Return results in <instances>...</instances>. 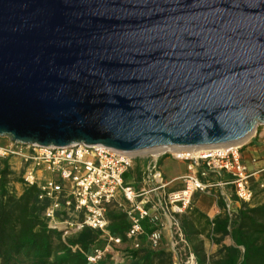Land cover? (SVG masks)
I'll return each instance as SVG.
<instances>
[{
  "label": "water",
  "instance_id": "1",
  "mask_svg": "<svg viewBox=\"0 0 264 264\" xmlns=\"http://www.w3.org/2000/svg\"><path fill=\"white\" fill-rule=\"evenodd\" d=\"M264 125V0H0V137L140 153Z\"/></svg>",
  "mask_w": 264,
  "mask_h": 264
},
{
  "label": "built area",
  "instance_id": "2",
  "mask_svg": "<svg viewBox=\"0 0 264 264\" xmlns=\"http://www.w3.org/2000/svg\"><path fill=\"white\" fill-rule=\"evenodd\" d=\"M253 135L264 144V125L258 126ZM243 147L244 143L195 154L166 151L157 156H141L104 145L39 147L0 137V171L2 160L19 162L18 166L9 164L11 170L19 172L23 188L38 189V199L45 204L43 218L49 229L60 233L65 243L85 229L100 232L105 246L95 247L86 255L91 264H96L124 243L130 249L141 248L143 236L147 247L158 251L166 229L175 230L180 241L188 244L180 217L192 208L198 192H208L218 186L205 181L210 175H227L229 179L224 184L233 186L237 201L250 204L255 197L253 180L261 171L249 170L242 159ZM170 155L186 163L187 174L180 178L181 186L177 189H170L173 182L166 181L160 171L159 160ZM140 158L146 161L144 186L137 188L125 176ZM259 188L264 189L263 181H259ZM116 203L129 223L126 242L108 231V212ZM226 209L233 213L230 205ZM147 221L153 228L149 234L144 229ZM69 247L82 252L79 246ZM186 264H196L193 253Z\"/></svg>",
  "mask_w": 264,
  "mask_h": 264
},
{
  "label": "trees",
  "instance_id": "3",
  "mask_svg": "<svg viewBox=\"0 0 264 264\" xmlns=\"http://www.w3.org/2000/svg\"><path fill=\"white\" fill-rule=\"evenodd\" d=\"M0 171V264H91L86 255L95 247L103 248L101 233L85 229L65 243L59 232L48 228L43 218L45 204L38 199L36 187L15 191L13 182L21 181L7 160H2ZM129 174L125 176L127 181ZM224 206V204L222 203ZM111 235L124 242L129 223L123 212H108ZM182 232L191 246L196 264H264V202L251 206L243 204L236 212L226 211L210 221L194 208L180 220ZM146 234L153 228L144 223ZM208 232V233H206ZM206 234L217 246V253L208 257L202 242L196 241ZM229 239L231 244H226ZM142 247L130 249L131 264H172V256L166 250L153 251L142 237ZM69 246H79L73 251ZM96 264H112L111 256Z\"/></svg>",
  "mask_w": 264,
  "mask_h": 264
},
{
  "label": "crops",
  "instance_id": "4",
  "mask_svg": "<svg viewBox=\"0 0 264 264\" xmlns=\"http://www.w3.org/2000/svg\"><path fill=\"white\" fill-rule=\"evenodd\" d=\"M165 158L163 157L159 160V166L162 165V162ZM242 159L251 172L261 171V173L258 174L256 177H254V180H253V188L255 191V197L249 205L254 206L256 204H260L264 202V198L261 201L256 202L257 197L259 196L258 194H260L261 192H264V189L259 188V181L264 182V171H263L264 170V144L261 143V141L259 140L257 136H254L252 134V136L247 141L244 142V147L242 150ZM178 162L181 164L183 168L182 173L177 174L171 179H167L166 176L163 174L166 181L173 182V184L170 186V189L180 188L181 186L180 178L187 174L186 163L182 161H178ZM8 163L12 166L19 165V162L16 159H10ZM145 165H146V161L144 159L143 160L138 159L135 161L133 168L129 172V176H132L130 179L127 180L129 184L137 188H141L144 186L143 170L145 168ZM14 173L19 175V172L17 171L16 172L14 171ZM228 179L229 177L227 175H224L221 177L210 175L205 181H212L213 183L218 184V186L214 187L208 192H198L194 197L192 208L197 210L199 213L204 214L210 221H212L215 217L222 215L226 211L227 206L229 205L231 206V210L233 213L236 212L239 208H241L243 204L238 202L237 199L235 198L233 186L224 184ZM12 184L16 188H18V185L22 186L21 182H13ZM222 203L224 204V206L222 205ZM186 214L187 212L180 217V220ZM169 234H170L169 230L166 229L164 232V238H163L160 250L163 249L164 241L169 243V239H168ZM203 236H206V234H200L196 240L198 242H201L202 241L201 238ZM225 243L231 244V241L227 239ZM124 244L127 246L126 247L127 249H130L127 243H124Z\"/></svg>",
  "mask_w": 264,
  "mask_h": 264
},
{
  "label": "rangeland",
  "instance_id": "5",
  "mask_svg": "<svg viewBox=\"0 0 264 264\" xmlns=\"http://www.w3.org/2000/svg\"><path fill=\"white\" fill-rule=\"evenodd\" d=\"M187 153V152H184ZM148 154H141V156H146ZM151 155V154H150ZM165 158V157H164ZM141 159V158H140ZM143 160V159H142ZM160 171L166 176L167 179H171L177 174H180L183 172V168L181 164L175 159L174 156H167L160 166ZM132 176H129L128 179H130ZM21 182V181H19ZM14 186V185H13ZM15 188V191L18 194H21L23 191V187L18 185V188ZM264 192H261L258 194L256 202L261 201L264 198ZM261 197V198H260ZM260 198V199H259ZM255 202V203H256ZM112 209H116L117 211H121L120 207H118V204L116 203ZM169 243L163 242V249L166 250V252H169L172 256V264H186L187 258L190 257V254H194L191 246L189 244H185L180 241V237L176 234V231L173 230V232L169 231ZM201 242L203 243L205 254L208 257H212L217 253L218 246L209 238L206 236H203L201 238ZM171 241V242H170ZM197 241V240H196ZM175 244V246L173 245ZM127 246L125 244L117 246L113 248V251L109 253L108 255L111 256V262L112 264H131V258L128 257V251L130 249L126 248Z\"/></svg>",
  "mask_w": 264,
  "mask_h": 264
},
{
  "label": "bare ground",
  "instance_id": "6",
  "mask_svg": "<svg viewBox=\"0 0 264 264\" xmlns=\"http://www.w3.org/2000/svg\"><path fill=\"white\" fill-rule=\"evenodd\" d=\"M252 134L249 137L245 138L244 140L239 141V142L234 143V144H230V145L208 146V147H161V148L146 150V151H143V152H140L137 154H151L153 156H157L160 153H163L166 151H171V152H174L176 154L177 153H184V152H187V153L191 152L190 154H195L199 151L211 150V149H216V148H229V147L234 146V145L242 144L245 141H247L252 136Z\"/></svg>",
  "mask_w": 264,
  "mask_h": 264
}]
</instances>
